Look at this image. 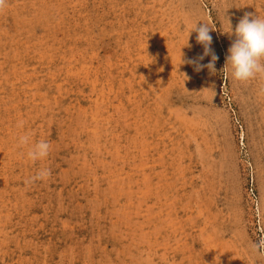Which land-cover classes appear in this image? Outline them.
Returning a JSON list of instances; mask_svg holds the SVG:
<instances>
[{"label":"rangeland","instance_id":"374dc122","mask_svg":"<svg viewBox=\"0 0 264 264\" xmlns=\"http://www.w3.org/2000/svg\"><path fill=\"white\" fill-rule=\"evenodd\" d=\"M245 13L264 0H0V264H264V79L222 68Z\"/></svg>","mask_w":264,"mask_h":264},{"label":"clouds","instance_id":"9594fccd","mask_svg":"<svg viewBox=\"0 0 264 264\" xmlns=\"http://www.w3.org/2000/svg\"><path fill=\"white\" fill-rule=\"evenodd\" d=\"M197 21L193 22L188 28L185 44L182 46H188L187 39L191 32H195V41L203 49L198 60H203L204 56H210L206 64L201 65L197 63L195 70L199 71L200 68L206 67L209 72H215L214 62L217 56L211 48L212 36L210 35V30H214V28L201 21V23L197 24ZM223 33L233 37L227 48V55L222 67L225 69V76L230 75L234 80L241 82L255 77L264 79V18L252 15L251 13H245L235 24L234 28L228 20V27ZM181 56L182 52L178 64L184 62L181 60ZM188 62L193 63L191 60ZM260 91L264 92V86L261 87ZM22 125L23 121L17 122V127H21ZM17 144L18 146L29 145L25 155L32 162L46 158L50 151L48 141L40 139L32 142L28 135L19 136ZM49 174L48 168H41L33 176L27 178L25 184H30L35 180H44ZM253 251H264V240L256 242L253 245Z\"/></svg>","mask_w":264,"mask_h":264}]
</instances>
